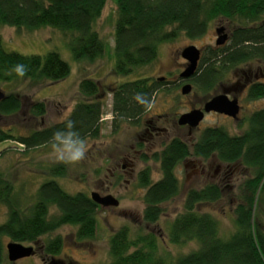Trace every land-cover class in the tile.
Segmentation results:
<instances>
[{"label": "trees", "instance_id": "trees-1", "mask_svg": "<svg viewBox=\"0 0 264 264\" xmlns=\"http://www.w3.org/2000/svg\"><path fill=\"white\" fill-rule=\"evenodd\" d=\"M114 68L116 75L127 76L135 68L145 66L157 56V45L171 39L178 32L193 39L202 36L208 24L217 19L236 22L228 34V44L202 51L197 70L189 79L193 87L207 95L221 86L224 76L241 64L264 62V0H115ZM106 0H0V25L18 30L33 31L42 27L56 28L68 34V47L76 62H93L104 52L105 43L94 29ZM26 65L24 77L11 69ZM70 73L69 64L58 52L20 54L6 51L0 38V84H10L21 78L32 83L46 79L59 81ZM165 81L137 78L112 86L82 78L77 101L65 119L74 122L75 129L85 139H97L101 131L103 101L111 94V124L138 126L148 111L134 99L143 93L153 101ZM3 90V89H2ZM247 98H264V82L254 81L247 89ZM24 99L16 91L5 93L0 101V117H11L25 107L37 118L45 114V103ZM55 124L34 129L29 134H13L0 129V142L12 140L22 144L24 151L50 144L52 133L63 127ZM242 121L238 122V126ZM246 128L229 134L222 126H207L198 138L187 142L173 137L162 143L149 158L158 162L160 178L152 181L150 168L145 166L137 174L138 186L144 189L142 218L147 224L156 223L162 215L161 204L174 198L179 190L175 167L188 158L206 161L214 158L220 163L243 166L248 175L238 184L206 183L186 191L183 211L170 224L168 241L182 245L189 241L197 247L187 253L169 258L158 253L152 233L130 237L128 226L116 229L108 239L109 261L106 264H264V109L252 111L245 119ZM143 161L148 160L142 153ZM52 177H64L63 163L49 170ZM227 197L232 202L234 231L227 237L219 235L218 222L209 213H200L201 204L216 203ZM234 200V201H233ZM18 201V200H17ZM12 194V185L0 174V203L7 208V218L0 224V264L4 261V238L27 244H38L45 264H57L56 256L62 247L59 235L51 236L62 226H75L79 239L91 238L96 231V212L99 206L83 192L70 194L55 180L43 181L30 205H20ZM50 207L57 214L50 213ZM43 236L46 240L42 241ZM37 253V252H36ZM47 257L51 260L47 261Z\"/></svg>", "mask_w": 264, "mask_h": 264}, {"label": "rangeland", "instance_id": "rangeland-1", "mask_svg": "<svg viewBox=\"0 0 264 264\" xmlns=\"http://www.w3.org/2000/svg\"><path fill=\"white\" fill-rule=\"evenodd\" d=\"M116 23V2L106 0V4L100 17L94 24V29L105 43L102 56L93 62H76L68 47V34L52 27H42L33 31L18 30L9 25H0V38L6 51H14L20 54H45L48 51H56L60 57L70 66L69 75L59 81L53 82L46 79L39 83H30L28 80L17 78L10 84H0L4 93L11 91L18 92L24 99L45 103V114L42 117H33L27 108L13 114L11 117H0V129H12L13 134H29L34 129L55 124L65 119L71 112L77 101L84 97L78 93V83L82 78H90L99 82L102 86H112L137 78H149L155 81L163 77L166 83L162 84L155 94L152 107L144 116L138 126L121 124L113 128L111 124V94L106 93L103 101V115L101 118V131L97 139H86L88 150L86 159L77 164H64L66 175L64 177H52L48 170L55 164L50 157V144L32 148L24 151L22 144L12 140L0 142V174L12 185L14 199L20 205H30L35 199L38 186L46 180H55L62 189L70 194L83 192L90 195L91 192H98L101 196L111 195L118 200L117 206L101 207L96 212V231L91 238L79 239L76 235L75 226H62L51 233V236L59 235L62 239V247L55 261L57 264H106L109 261L108 239L111 233L121 226H128L130 237L134 238L141 233H152L156 238L158 253L175 258L180 254L187 253L197 247V243L189 241L182 245L172 244L168 241V231L174 217L183 211V202L186 191L190 188H200L206 183L221 182L238 185L246 175L248 169L243 166H228L218 162L214 158L206 161L188 158L177 164L175 176L179 181L177 195L170 201L162 203V215L156 223L147 224L142 218L144 204L142 196L144 189L139 187L137 174L148 166L151 179L156 181L160 178L158 162L149 158V155L158 151L162 143L172 137H179L187 142L198 138L202 129L207 126H222L229 134L242 132L247 123L245 119L252 111L264 109V98L249 100L247 98V86L252 81L264 82V62H250L241 64L230 70L223 78L221 86H215L209 95L220 93L224 88L229 89V96L238 99L240 109L238 119L217 114L207 113L200 122L199 128L188 134L183 126H178L176 120L182 113L198 108L206 101L207 95L201 93L195 87L183 95L181 86L188 82L179 78L186 61L180 56L181 50L189 45H194L204 51L208 48H217L228 44V38L223 45L217 46L215 40L217 34L215 29L224 28V33L236 22H229L227 19L217 18L211 21L202 36L190 39L182 32H178L171 39L163 40L157 45L156 58L145 66L135 68L127 75H116L114 68V28ZM169 82V83H168ZM161 114V116H160ZM159 117L161 126L166 127L167 134H162L155 143L146 145L142 153H146L148 160L143 161L141 157L134 163V171L130 172L127 162L120 158L121 154L132 151L131 147L136 142V132L140 129L142 121L147 117ZM163 115V116H162ZM242 121L241 127L237 124ZM141 153V154H142ZM200 164L203 171L194 170L195 164ZM125 164V173L121 181H114L112 172L118 173V167ZM115 167L117 169L115 170ZM219 167V168H218ZM214 173V170H216ZM227 170V172H225ZM17 201V202H18ZM234 201V200H233ZM232 202L227 197L216 203L201 204L197 207L200 213H209L218 222L219 235L227 238L234 231ZM50 213L57 214L54 207H50ZM7 218V208L0 203V224ZM264 224V216L261 217ZM42 241L46 240L43 236ZM10 242L4 238L5 244ZM38 244L21 243L24 246H31L33 254L21 258L16 262H10L5 258L2 264H45L39 254ZM37 252V253H36ZM47 261L51 258L47 257ZM54 264V263H52Z\"/></svg>", "mask_w": 264, "mask_h": 264}, {"label": "water", "instance_id": "water-1", "mask_svg": "<svg viewBox=\"0 0 264 264\" xmlns=\"http://www.w3.org/2000/svg\"><path fill=\"white\" fill-rule=\"evenodd\" d=\"M217 38L215 44L217 46L223 45L227 40V34L224 33L223 27L215 29ZM180 56L186 61L185 68L179 73V77L184 80H189L195 73L201 57L200 49L194 45L184 47ZM162 80V78L157 79ZM191 84L186 82L181 86V93L188 94L191 91ZM5 93L0 88V101L3 100ZM240 106L237 97L228 96L227 90H222L220 93L215 94L210 99L204 102L202 109L194 108L188 112L182 113L178 116L176 123L179 126H187L190 130L198 127L199 123L203 120L204 115L211 111L219 114L227 115L234 120L237 119ZM90 199L101 207L117 206L118 200L111 195L101 196L98 192H91ZM7 259L10 262H16L21 258L31 256L33 248L31 246H24L21 243L10 241L5 244Z\"/></svg>", "mask_w": 264, "mask_h": 264}, {"label": "clouds", "instance_id": "clouds-1", "mask_svg": "<svg viewBox=\"0 0 264 264\" xmlns=\"http://www.w3.org/2000/svg\"><path fill=\"white\" fill-rule=\"evenodd\" d=\"M27 71L26 65L17 63L11 72L19 77H24ZM134 99L142 104L146 110L152 107L143 93H136ZM50 157L53 162L64 164H77L86 159L88 144L79 132L75 129L74 122L71 119L63 121V127L56 129L50 138Z\"/></svg>", "mask_w": 264, "mask_h": 264}, {"label": "flooded vegetation", "instance_id": "flooded-vegetation-1", "mask_svg": "<svg viewBox=\"0 0 264 264\" xmlns=\"http://www.w3.org/2000/svg\"><path fill=\"white\" fill-rule=\"evenodd\" d=\"M200 54H202V50H200ZM199 64V63H198ZM179 75V74H178ZM159 78H162V80H157L158 82H160V81H165L164 80V78L163 77H159ZM180 78V77H179ZM181 79V78H180ZM181 80H183V81H187V80H184V79H181ZM256 81V80H255ZM190 82V81H189ZM252 82H254V81H252ZM251 82V83H252ZM165 83H166V81H165ZM169 83V82H168ZM250 83V84H251ZM191 84V83H190ZM250 84H248V86H247V89H248V87H249V85ZM191 86L193 87V85L191 84ZM192 87H191V89H192ZM246 89V90H247ZM223 90H227V92H228V96H229V89H223ZM218 94V93H217ZM215 94H213L212 96H214ZM211 96V97H212ZM210 97V98H211ZM232 97H235V96H229V98L231 99ZM209 98V99H210ZM207 101V100H206ZM153 102V101H152ZM203 104L204 103H202L198 108L199 109H202V107H203ZM238 104H239V102H238ZM240 106V105H239ZM209 113H216V112H214V111H211V112H209ZM207 114V113H206ZM217 114H219V113H217ZM221 115H223V114H221ZM144 116V115H143ZM160 116H161V114H160ZM159 115L158 116H156V118H153L152 116H149V117H147V119H145L144 121H142V123L140 124V129H138L137 130V132H136V142H135V144H134V146H132L131 147V150L132 151H128V152H126V153H124V154H121L120 155V158L121 159H123V161L124 162H127L128 163V166H129V169H130V172H132V171H134V163L136 162V159H137V157H138V159L140 158V154L142 153V150H143V148L146 146V145H148V144H151V143H155L156 142V140H158V138L160 137V135H162V134H167V130H166V127H164V126H161L160 125V123H159V117H160ZM163 116V115H162ZM205 116V115H204ZM224 116H227V115H224ZM227 117H229V116H227ZM231 118V117H230ZM233 119V118H232ZM237 119H238V116H237ZM236 120V119H235ZM141 121V120H140ZM200 124V123H199ZM179 126V125H178ZM186 130H187V132H188V134H190V136H191V133L193 132V130L195 129H189L187 126H183ZM197 129L199 128V125H198V127H196ZM161 138V137H160ZM173 138V137H172ZM197 138V137H196ZM196 138L195 139H192L191 141H193V140H196ZM171 139V138H170ZM197 161H200V160H197ZM124 168H125V164H122L120 167H118V173L117 174H115V172H112V174H111V176L113 177V179H114V181H121L122 179H124V177H125V175L127 174V173H125V170H124ZM219 168V167H218ZM227 168H229V167H227ZM117 169V167H115V170ZM194 170H197V169H199V171H203V168L200 166V164H195L194 165V168H193ZM216 171H217V169L216 170H214V173H216ZM225 172H227V170L225 171Z\"/></svg>", "mask_w": 264, "mask_h": 264}]
</instances>
